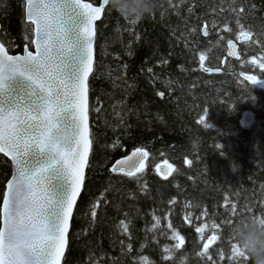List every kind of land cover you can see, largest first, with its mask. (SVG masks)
<instances>
[{
	"label": "trees",
	"instance_id": "16d2710c",
	"mask_svg": "<svg viewBox=\"0 0 264 264\" xmlns=\"http://www.w3.org/2000/svg\"><path fill=\"white\" fill-rule=\"evenodd\" d=\"M23 2L0 0V42L12 55L22 54L25 43ZM230 2L184 0L177 14L167 0H155L151 15L141 17L124 15L109 1L96 26L88 82L92 149L62 264H137L139 256L151 264H213L198 253L214 233L219 239L209 254L215 264H232L227 257L235 240L225 221L264 217V93L244 79H264V70L252 63L264 55V0H238L245 8L241 24L252 33L240 46L239 60L227 56L228 41L241 35L234 15L221 11ZM205 26L207 36L201 31ZM201 53L204 67L221 74L201 69ZM248 113L255 120L244 128L241 118ZM137 147L150 154L139 179L110 172L116 160ZM161 163L174 169L167 180L156 171ZM10 175V162L0 156V193ZM97 199L93 218L90 205ZM153 215L160 221L155 229ZM121 220L127 233L118 228ZM213 221L219 228H212ZM169 224L184 244L166 260L164 247L176 243Z\"/></svg>",
	"mask_w": 264,
	"mask_h": 264
},
{
	"label": "snow or ice",
	"instance_id": "6c2138e0",
	"mask_svg": "<svg viewBox=\"0 0 264 264\" xmlns=\"http://www.w3.org/2000/svg\"><path fill=\"white\" fill-rule=\"evenodd\" d=\"M167 2L179 14L184 0ZM108 3L109 0H100L99 6H94L85 0H24L22 54H10V49L0 42V153L11 163L10 178L0 193V264H61L65 255L70 221L85 186V168L92 149L87 123L88 80L93 73L96 22ZM226 10L234 15L245 39L251 36L241 24L244 6L238 5V0H231L227 9L221 5V11ZM187 11L192 14V7ZM212 26H216L214 21ZM223 30H230L227 22ZM190 31L195 33L196 29ZM201 31L208 35L207 26ZM228 46L233 47L231 40ZM204 60L201 53V69L211 72V68L204 67ZM252 63L264 70V55L253 57ZM152 71L148 69L149 73ZM244 79L254 84L259 78L247 75ZM204 119L201 116L199 122ZM216 147L219 149L220 145ZM149 155L137 147L131 156L116 161L111 171L139 179ZM156 167L159 169V165ZM168 168L165 178L174 170L172 165ZM99 204L97 199L90 205L93 218ZM232 215H236L235 204ZM153 220L155 229L160 221L155 215ZM233 222L225 221L229 225ZM118 228L128 232V224L123 220ZM168 228L172 229L170 238L176 243L171 248L164 247L166 260L184 244V237L171 224ZM212 228L219 225L213 221ZM203 231L202 227L196 228L197 233ZM200 239L203 241L205 237L201 235ZM206 239L198 255L215 264L209 253L219 237L214 233ZM127 250L132 251L131 244ZM219 258L225 259L222 251ZM227 259L232 264H245L248 257L232 243ZM137 264H151V261L139 256Z\"/></svg>",
	"mask_w": 264,
	"mask_h": 264
},
{
	"label": "clouds",
	"instance_id": "9594fccd",
	"mask_svg": "<svg viewBox=\"0 0 264 264\" xmlns=\"http://www.w3.org/2000/svg\"><path fill=\"white\" fill-rule=\"evenodd\" d=\"M124 15H151L155 0H111ZM231 234L241 252L248 257L245 264H264V218L238 216Z\"/></svg>",
	"mask_w": 264,
	"mask_h": 264
},
{
	"label": "water",
	"instance_id": "95a60500",
	"mask_svg": "<svg viewBox=\"0 0 264 264\" xmlns=\"http://www.w3.org/2000/svg\"><path fill=\"white\" fill-rule=\"evenodd\" d=\"M110 1V0H109ZM99 6V5H98ZM108 4L106 5V8H107ZM105 8V9H106ZM104 13V12H103ZM103 13L101 14V19L98 20L96 22V26L97 24L102 20V17H103ZM205 36V35H204ZM251 39V37L249 36L247 39H245V37L243 35L240 36L239 38V43L240 44H243V43H246V42H249ZM95 44H96V38H95V42H94V45H93V48H94V53H93V60H94V63H95ZM232 45L233 47L232 48H229L228 46V51H227V55L229 58L231 59H240V56H239V46L235 43V42H232ZM34 50V49H33ZM232 53L231 55L229 53ZM94 63H93V68H94ZM210 75H218V74H221V72L219 70H212L211 72H206ZM92 74H90L89 76V79L91 77ZM89 82V80H88ZM255 87H257L258 89L262 90L264 92V80H258V82L254 83L253 84ZM88 108H89V101H88ZM254 115L253 114H245L242 118H241V125L244 127V128H248L250 127L253 122H254ZM88 123V128H89V132H90V127H89V119L87 121ZM91 152V151H90ZM132 152L128 155V156H131ZM1 156H3L2 153H0ZM126 156V157H128ZM89 157H90V154H89ZM6 158V157H5ZM125 158V157H124ZM124 158L122 159H119V160H123ZM7 159V158H6ZM8 160V159H7ZM9 161V160H8ZM148 161V160H147ZM147 161L145 162L147 164ZM10 162V161H9ZM116 163V161L113 163V165ZM112 165V166H113ZM88 167V166H87ZM87 167L85 168V175H86V171H87ZM112 169V167H111ZM110 169V171H111ZM158 173L163 177L165 178V174L168 173L170 171V169L168 168V166H165V165H162L159 167V169H157ZM112 172V171H111ZM113 173H119V172H113ZM122 174V173H120ZM169 177V175L167 176V178ZM83 190V189H82ZM82 193V192H81ZM80 197V196H79ZM79 197L77 198V201L79 199ZM74 211H75V208H74ZM74 214V213H73ZM71 222H72V219L70 221V226H69V234H70V230H71ZM68 243H69V235H68ZM67 248H68V245L66 247V251H67ZM66 251H65V254H66ZM65 257V255H64ZM64 257L62 258V261H61V264L63 263V259Z\"/></svg>",
	"mask_w": 264,
	"mask_h": 264
},
{
	"label": "bare ground",
	"instance_id": "6f19581e",
	"mask_svg": "<svg viewBox=\"0 0 264 264\" xmlns=\"http://www.w3.org/2000/svg\"><path fill=\"white\" fill-rule=\"evenodd\" d=\"M228 47V46H227ZM11 164V163H10Z\"/></svg>",
	"mask_w": 264,
	"mask_h": 264
}]
</instances>
